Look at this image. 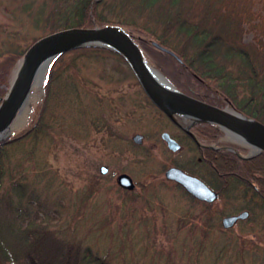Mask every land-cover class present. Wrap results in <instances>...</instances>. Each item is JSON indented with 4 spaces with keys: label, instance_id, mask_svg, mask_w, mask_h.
Instances as JSON below:
<instances>
[{
    "label": "trees",
    "instance_id": "obj_1",
    "mask_svg": "<svg viewBox=\"0 0 264 264\" xmlns=\"http://www.w3.org/2000/svg\"><path fill=\"white\" fill-rule=\"evenodd\" d=\"M10 2L16 5L13 10L20 15L17 23H27L31 30L40 33L24 35L20 40L13 38L0 51V103L16 61L40 37L69 28L114 26L133 37L143 56L183 94L217 107H224L228 101L237 111L264 124V20L256 23L258 16L253 0ZM246 28L257 33L255 42L244 41ZM152 41L172 51L181 62L155 48ZM108 60L123 64L134 83L139 85L120 54L102 47L70 49L51 65L44 96L34 107L28 125L7 141L0 142V184L5 169L9 170L10 184L0 198V217L6 218L0 219V264H108L89 247L60 234L45 221L37 222L29 217L30 211L34 217L37 213L47 216L44 210L48 211L49 203L46 198L39 199L35 189L26 191L28 183L25 182V171L30 172L32 166L47 161L52 148L64 136L86 140L91 133L109 129L117 119L123 120L128 128L134 129L138 125L143 117V102L132 96L128 102L123 96L113 102L109 89H117L126 74L120 77L107 73L104 67L98 73L88 72L89 63H106ZM140 92L146 103L166 118L146 98L142 89ZM126 106L130 108L126 109ZM191 131L206 146H197L184 133L176 135L179 143L190 147L192 160L185 162L172 157L156 172L163 173L167 167L176 166L199 177L217 192L222 203L212 212V204L197 201L173 183L191 202L200 205V219L203 215L207 218L216 213L220 225V219L226 215L225 205L236 200V193L256 201L254 204L264 214V151L252 158L241 159L231 152L209 147L222 134L214 126L197 124ZM109 134L106 147L108 144L111 151L123 152L121 136L112 131ZM234 147L245 152L243 148ZM144 150L142 155L149 157L151 151ZM41 172L46 173L39 170ZM51 179L45 189L49 188ZM136 185L143 191L149 189L146 183ZM123 193L132 194L119 189L118 195ZM138 196L124 198L134 203ZM87 199L79 202L80 208L89 207ZM240 210L251 212V207L244 205ZM234 213L236 210L231 214ZM203 220L206 219H202L204 224Z\"/></svg>",
    "mask_w": 264,
    "mask_h": 264
},
{
    "label": "rangeland",
    "instance_id": "obj_2",
    "mask_svg": "<svg viewBox=\"0 0 264 264\" xmlns=\"http://www.w3.org/2000/svg\"><path fill=\"white\" fill-rule=\"evenodd\" d=\"M253 1L258 16L256 23L260 24L264 20V0ZM14 6L10 0H0V51L13 38L20 40L24 35L40 33L31 30L27 23H17L20 15L14 11ZM246 29L244 41L255 42L257 33ZM101 67L107 73L120 77L126 74L117 89L109 88L112 101L118 102L119 96H123L127 102L129 96L138 98L144 104V109H141L143 117L134 129L117 119L109 129L91 133L86 140L64 136L52 148L47 161L32 166L30 172L25 171V182L28 183L26 191L35 189L39 199L46 198L49 203L48 211L43 209L47 216L37 213L34 217L33 211H30L29 217L37 222L45 221L60 234L89 247L92 253L108 264H264V214L254 204L256 201H249L235 192L236 200L232 199L225 205L224 216L235 210L239 213L238 209L248 205L251 207L250 217L225 230L218 224V215L211 213L207 218L203 215L202 219H206L203 224L198 217L200 205L191 202L172 182L166 180L164 172H156L172 157L185 162L192 160L193 152L189 146L180 143V151L166 152L165 143L160 138L164 132L174 138L182 133L146 103L140 92L142 88L134 83L123 64L113 60L89 63L88 72L98 73ZM13 77L11 73L7 93ZM31 93L30 102L22 108L9 127L11 134L28 125L34 107L44 96V86L39 84ZM128 108L130 106H126ZM174 117L184 127L191 124V120L176 115ZM110 131L120 135V140L123 139V152L111 151L108 144L106 147L105 140ZM134 134L143 135L142 145L132 144ZM226 141L227 138L221 135L217 142L210 145L217 146L218 142ZM144 149L151 151V158L142 155ZM102 166L108 168L106 174H100ZM39 170H45L46 173H39ZM8 172V169L2 171L0 198L10 185ZM121 174L128 175L136 183H146L149 189L143 191L137 186L131 191L132 194L123 193L119 196L117 178ZM51 177L50 186L45 189ZM133 195H139L134 203L124 198ZM86 198L89 207L80 208L79 202ZM221 203L215 200L211 211L217 210ZM32 204L35 206V203Z\"/></svg>",
    "mask_w": 264,
    "mask_h": 264
},
{
    "label": "water",
    "instance_id": "obj_3",
    "mask_svg": "<svg viewBox=\"0 0 264 264\" xmlns=\"http://www.w3.org/2000/svg\"><path fill=\"white\" fill-rule=\"evenodd\" d=\"M152 45L177 59L173 52L162 48L157 43L152 42ZM86 46L104 47L119 53L130 66L148 99L157 108L162 110L171 120L175 119V115L183 119H191V124L184 127V131L195 141L190 127L195 122H202L216 126L235 142L249 150L246 155H241L232 147H223L239 158H251L264 151L263 124L239 112L237 113L243 119H237L227 113L225 108H218L183 94L173 86L163 73L152 66L153 78L147 73L142 63L143 55L133 38L113 26L89 29L70 28L56 31L41 37L28 48L16 64L18 66L20 62L22 63L17 86L10 96L5 95L0 104V142L10 135L9 127L17 114L27 104L33 83L41 84L47 78L50 65L60 54L73 48ZM177 60L180 62L179 59ZM161 139L170 151L177 152L180 150V145L168 133H162ZM132 141L140 145L143 142V136L135 134ZM196 143L201 146L197 141ZM99 171L101 174H106L108 169L102 166ZM164 176L167 180L179 184L188 194L200 201L212 203L217 199L216 192L203 181L177 167L168 168L164 172ZM117 184L127 190H133L135 187L132 179L126 174L118 176ZM248 215L247 211H243L237 215L225 216L221 219V226L224 229H230L237 221L245 220Z\"/></svg>",
    "mask_w": 264,
    "mask_h": 264
},
{
    "label": "bare ground",
    "instance_id": "obj_4",
    "mask_svg": "<svg viewBox=\"0 0 264 264\" xmlns=\"http://www.w3.org/2000/svg\"><path fill=\"white\" fill-rule=\"evenodd\" d=\"M92 47H97V46H92ZM142 63H143V65H144V67H145V69H146V71H147V73L150 75V76H152L153 78H154V75H153V73H152V66H151V64L143 57V61H142ZM21 69H22V63H20L19 64V67H18V69H17V71H16V73L14 74V77H13V81H12V85H11V88L9 89V92H8V96H10L11 95V93L13 92V90L16 88V86H17V83H18V81H19V78H20V75H21ZM197 78V77H196ZM38 86V84L36 83V82H34L33 83V86L31 87V89L30 90H32L33 88H35V87H37ZM32 93L30 92L29 93V96H28V99H27V103H29L30 102V99H31V97H32ZM229 104V103H228ZM225 111L227 112V113H229L230 115H232L233 117H235V118H237V119H243V117L240 115V114H238L237 113V111H235V109L233 108V107H226L225 108ZM185 120H186V118H185ZM172 122H174L175 121V123H177L178 125H179V127H178V130H180V132L181 133H184L185 134V131H184V126H182L179 122H178V120L175 118L174 120H171ZM256 121V120H255ZM258 122V121H257ZM260 123V122H259ZM219 138H217V140H218ZM241 213V212H240ZM235 225H236V223H235Z\"/></svg>",
    "mask_w": 264,
    "mask_h": 264
},
{
    "label": "flooded vegetation",
    "instance_id": "obj_5",
    "mask_svg": "<svg viewBox=\"0 0 264 264\" xmlns=\"http://www.w3.org/2000/svg\"><path fill=\"white\" fill-rule=\"evenodd\" d=\"M177 126V125H176ZM222 136H224V135H222ZM218 141V140H217ZM194 142V141H193ZM227 143H231V144H235V142L230 138V139H228L227 141H226ZM195 143V142H194ZM219 143V142H218Z\"/></svg>",
    "mask_w": 264,
    "mask_h": 264
}]
</instances>
